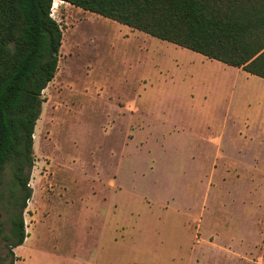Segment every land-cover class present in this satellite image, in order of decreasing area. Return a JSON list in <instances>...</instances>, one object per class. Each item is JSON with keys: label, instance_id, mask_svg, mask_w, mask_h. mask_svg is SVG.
<instances>
[{"label": "rangeland", "instance_id": "rangeland-1", "mask_svg": "<svg viewBox=\"0 0 264 264\" xmlns=\"http://www.w3.org/2000/svg\"><path fill=\"white\" fill-rule=\"evenodd\" d=\"M52 15L16 264H264V78L68 2ZM13 192L7 163L0 264Z\"/></svg>", "mask_w": 264, "mask_h": 264}, {"label": "trees", "instance_id": "trees-1", "mask_svg": "<svg viewBox=\"0 0 264 264\" xmlns=\"http://www.w3.org/2000/svg\"><path fill=\"white\" fill-rule=\"evenodd\" d=\"M264 78V0H61ZM54 0H0V186L11 163L19 212L6 240L9 264L27 237L34 137L42 93L59 66L63 30ZM3 232L0 227V236Z\"/></svg>", "mask_w": 264, "mask_h": 264}, {"label": "crops", "instance_id": "crops-1", "mask_svg": "<svg viewBox=\"0 0 264 264\" xmlns=\"http://www.w3.org/2000/svg\"><path fill=\"white\" fill-rule=\"evenodd\" d=\"M190 50V49H189ZM195 52V51H194ZM205 56V55H204ZM206 57V56H205ZM208 58V57H207ZM214 60H216V59H214ZM218 61V60H217ZM221 62V61H220ZM225 64V63H224ZM227 65V64H226ZM229 66V65H228ZM17 248V247H16ZM15 251V250H14ZM16 252H17V250H16ZM27 253V252H26ZM17 255V254H16ZM22 256H25V255H23L22 254ZM17 264H19V260H18V262H17Z\"/></svg>", "mask_w": 264, "mask_h": 264}, {"label": "bare ground", "instance_id": "bare-ground-1", "mask_svg": "<svg viewBox=\"0 0 264 264\" xmlns=\"http://www.w3.org/2000/svg\"><path fill=\"white\" fill-rule=\"evenodd\" d=\"M57 1V0H56ZM58 1H60V2H63V3H66V2H64V1H61V0H58ZM34 136H35V134H34Z\"/></svg>", "mask_w": 264, "mask_h": 264}, {"label": "water", "instance_id": "water-1", "mask_svg": "<svg viewBox=\"0 0 264 264\" xmlns=\"http://www.w3.org/2000/svg\"><path fill=\"white\" fill-rule=\"evenodd\" d=\"M33 137H34V135H33ZM30 199H31V198H30ZM30 199H29V200H30Z\"/></svg>", "mask_w": 264, "mask_h": 264}]
</instances>
